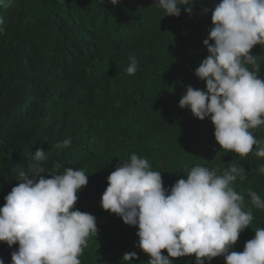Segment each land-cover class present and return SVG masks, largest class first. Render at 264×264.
I'll use <instances>...</instances> for the list:
<instances>
[{
	"label": "trees",
	"instance_id": "obj_1",
	"mask_svg": "<svg viewBox=\"0 0 264 264\" xmlns=\"http://www.w3.org/2000/svg\"><path fill=\"white\" fill-rule=\"evenodd\" d=\"M219 2L195 0L191 16L181 6L177 18L165 16L156 0H0V207L17 175H31L32 157L43 148V175L67 168L89 175L75 208L96 217L98 234L89 238L81 264H122L131 251L139 257L133 264H147L150 256L136 247L138 228L101 207L109 174L131 154L162 172L165 188L197 164L222 173L235 163L246 171L247 179L235 182L246 204L248 189L264 199V174L255 171L264 158L222 150L211 120L179 107L188 86L206 87L195 75L212 26L211 12L202 9ZM252 54L264 77V47ZM130 55L138 66L132 76ZM251 131L264 139V126ZM65 139L71 145L57 148ZM253 215L233 251L242 252L264 227V210L253 208ZM17 249L0 242V258L11 264ZM170 259L195 264L194 254ZM210 264L226 262L220 256Z\"/></svg>",
	"mask_w": 264,
	"mask_h": 264
},
{
	"label": "clouds",
	"instance_id": "obj_2",
	"mask_svg": "<svg viewBox=\"0 0 264 264\" xmlns=\"http://www.w3.org/2000/svg\"><path fill=\"white\" fill-rule=\"evenodd\" d=\"M109 2L118 5L120 0ZM194 3L156 0L154 5L165 16L178 18L181 6L191 16ZM202 11L211 12L212 26L203 41L208 55L195 75L206 87L188 86L179 107L190 109L201 121L210 119L222 150L264 158V139L251 131L264 126L262 64L252 54L255 46L264 47V0H220ZM129 60L126 72L132 76L138 66L134 56ZM70 145L71 139H65L56 147ZM46 151H35L31 175H17L18 183L0 207V242L9 247L18 244L11 264H81L89 238L98 234L96 217L75 208L89 175L73 168L43 175L46 171L39 162L47 159ZM255 171L264 174V164ZM186 173L165 188L162 172L133 153L109 174L101 207L138 228L136 247L150 256L147 264H174L170 258L193 254L195 264H210L220 256L226 264H264V227L255 229L242 252L232 250L252 224L253 208L264 210V199L256 191L247 190L249 206L235 188L237 179H247L245 169L233 163L220 173L197 164ZM138 258L136 251L125 252L121 262L133 264ZM0 264H5L2 258Z\"/></svg>",
	"mask_w": 264,
	"mask_h": 264
},
{
	"label": "bare ground",
	"instance_id": "obj_3",
	"mask_svg": "<svg viewBox=\"0 0 264 264\" xmlns=\"http://www.w3.org/2000/svg\"><path fill=\"white\" fill-rule=\"evenodd\" d=\"M177 61V60H176Z\"/></svg>",
	"mask_w": 264,
	"mask_h": 264
}]
</instances>
